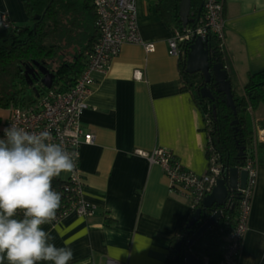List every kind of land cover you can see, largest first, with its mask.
<instances>
[{"label":"crops","instance_id":"obj_1","mask_svg":"<svg viewBox=\"0 0 264 264\" xmlns=\"http://www.w3.org/2000/svg\"><path fill=\"white\" fill-rule=\"evenodd\" d=\"M156 1L136 0L139 34L154 50L123 45L109 69L94 74L80 118L83 131L94 135L79 157L81 199L93 206V215L70 213L42 226L57 247L72 249L69 264H165L174 258L172 241L193 214L190 200L138 152L165 149L184 169L207 172L203 115L183 90L178 58L168 54L173 29L157 13ZM5 14L15 26L28 23L21 0H0V29ZM223 18L225 62L232 89L241 94L248 76L264 70V0H225ZM251 113L254 131L264 120V105ZM9 116L0 107V132ZM239 264H264V163L257 167Z\"/></svg>","mask_w":264,"mask_h":264},{"label":"trees","instance_id":"obj_2","mask_svg":"<svg viewBox=\"0 0 264 264\" xmlns=\"http://www.w3.org/2000/svg\"><path fill=\"white\" fill-rule=\"evenodd\" d=\"M180 1L157 0L155 3L157 13L173 31L182 30ZM21 3L27 25L0 29V77L3 76L1 78L8 81L4 84L0 80V107L10 111L33 110L40 98L49 91L68 90L86 67L88 53L98 37L95 26L96 10L91 0H21ZM203 3L204 0H191L190 18L193 21L187 25L193 26L200 20ZM189 46L190 44L180 45L178 68L184 85L183 90L191 94L203 115L208 140L207 165L215 163L222 170V174H226V171L233 167L242 170L245 160L253 156L254 144L253 132L247 128L244 113L249 107L254 109L264 105V70L248 76L241 94L232 89L236 112L234 114L233 110L226 106L225 95L218 91L214 82L209 83L211 98L201 96L203 79L199 74L186 73ZM208 47L210 64L222 63L227 67L225 53L220 49L216 38L208 39ZM34 62L43 64L55 75L50 89L44 88L39 81L28 84L24 76L25 66H31ZM226 71L231 81L230 70L227 68ZM27 90L32 95L27 97ZM234 121L237 123L233 124ZM257 125L264 131V120L258 121ZM254 149L257 151V164L264 163V142H257ZM233 197L231 205H227V198L220 207L221 218L190 247L191 253L201 262L206 260L208 264H219L227 236L232 231L238 215L239 198L236 195ZM62 205L65 204L61 203L59 208ZM198 209L204 211L200 220L191 228L186 227L187 222L179 230L172 241L174 258L167 259L165 264H177L175 258L180 256L181 252L175 250V245L181 243V248H185V237L190 240L213 212L212 209L204 210L201 203L193 214ZM18 214L22 217V213Z\"/></svg>","mask_w":264,"mask_h":264},{"label":"built area","instance_id":"obj_3","mask_svg":"<svg viewBox=\"0 0 264 264\" xmlns=\"http://www.w3.org/2000/svg\"><path fill=\"white\" fill-rule=\"evenodd\" d=\"M225 0H204L203 14L193 26L187 25L182 30H174L168 40V54L178 58L182 44H192L197 38L208 45V39L213 37L224 51L225 37L223 18ZM96 10L95 26L97 40L88 53V61L75 83L64 92L49 91L42 96L35 106L29 110L13 109L10 111L6 128L10 125L24 128L29 132L49 131L52 141L60 143L72 157L75 167L71 172L61 173L52 181V187L61 194V208L57 210L56 219L51 224H57L70 213L80 217H90L94 213L92 205L81 199L82 181L79 172L80 147L92 144L94 135L83 131L80 118L88 109V99L95 85L94 74L105 73L116 58L123 45H141L145 51L152 52V43L142 40L136 18V0H91ZM2 28L12 29L13 24L8 16H2ZM228 67L224 66L227 70ZM251 111V108H248ZM4 135L0 132V138ZM253 156L245 160L242 170L246 171L247 179L243 189L231 191L227 205L233 202V196L239 198L238 215L235 225L227 236V243L219 264H239L241 247L248 231V223L252 210L253 197L257 185V151L256 143L264 142V131L256 124L253 131ZM149 163L158 165L172 189L177 190L190 200L194 211L211 192L218 179L223 176L222 170L215 163L207 167L204 175H197L184 169L173 155L165 149H155L150 153L138 152ZM18 218L20 215L18 214ZM185 236V235H184ZM189 238L185 237L188 244ZM105 264H119L106 260ZM202 264H208L206 260Z\"/></svg>","mask_w":264,"mask_h":264},{"label":"clouds","instance_id":"obj_4","mask_svg":"<svg viewBox=\"0 0 264 264\" xmlns=\"http://www.w3.org/2000/svg\"><path fill=\"white\" fill-rule=\"evenodd\" d=\"M0 138V264H69L70 247H57L42 226L56 219L61 194L54 178L75 163L49 131L10 125ZM18 213L22 217L17 218Z\"/></svg>","mask_w":264,"mask_h":264},{"label":"water","instance_id":"obj_5","mask_svg":"<svg viewBox=\"0 0 264 264\" xmlns=\"http://www.w3.org/2000/svg\"><path fill=\"white\" fill-rule=\"evenodd\" d=\"M191 0H181L179 5V14L182 27L185 28L188 23L192 22L190 18ZM186 73L199 74L205 84L214 82L219 92L225 95L226 106L235 112L233 102L232 84L228 78L227 71L224 69L222 63L210 64V53L208 45L201 39L197 38L190 46L186 59ZM39 76L37 81L46 88L50 89L55 75L50 72L43 64L34 62L31 66H25L24 76L28 80V84L32 85V77ZM201 96L203 98H211L210 92L206 87L201 89ZM237 122L234 121L233 124ZM241 156V152L239 153ZM247 173L237 167L229 168L226 174H223L221 179H218L216 185L211 192L203 199V209H212V215L204 222L199 230L190 238L185 248H181V243L175 245V250L180 253V256L175 258L177 264H202V262L195 257L190 247L194 242L212 225L221 218V209L227 196L231 191L243 189L246 183ZM217 209V210H216ZM202 209H198L190 217L186 227H193L201 218Z\"/></svg>","mask_w":264,"mask_h":264},{"label":"rangeland","instance_id":"obj_6","mask_svg":"<svg viewBox=\"0 0 264 264\" xmlns=\"http://www.w3.org/2000/svg\"><path fill=\"white\" fill-rule=\"evenodd\" d=\"M25 25H23V26H21V27H24ZM1 77H3V76H1ZM0 77V80H2L3 82H4V84H7L8 83V81L6 82L5 81V79L4 78H1ZM3 84V85H4ZM25 95L28 97V96H30V95H32V93L29 91V90H27V92L25 91ZM22 96V95H21ZM255 109V108H254ZM253 109V110H254ZM252 110V109H251ZM9 113V112H8ZM251 113V111H249V109L244 113V117H245V119H246V124H247V128H248V130L249 131H251V132H253V125H252V113ZM254 115V114H253ZM255 117V116H254ZM6 128V127H5Z\"/></svg>","mask_w":264,"mask_h":264},{"label":"flooded vegetation","instance_id":"obj_7","mask_svg":"<svg viewBox=\"0 0 264 264\" xmlns=\"http://www.w3.org/2000/svg\"><path fill=\"white\" fill-rule=\"evenodd\" d=\"M38 77H39L38 75H36L35 77H32V81H33V83H36V82H37ZM203 87H206L207 91L209 92V83H208V84H205V83H204V86H203ZM203 87H201V89H202ZM201 89H200V94H201Z\"/></svg>","mask_w":264,"mask_h":264}]
</instances>
